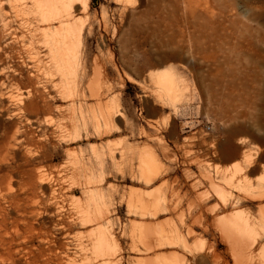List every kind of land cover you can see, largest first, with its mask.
<instances>
[{
	"label": "rangeland",
	"instance_id": "374dc122",
	"mask_svg": "<svg viewBox=\"0 0 264 264\" xmlns=\"http://www.w3.org/2000/svg\"><path fill=\"white\" fill-rule=\"evenodd\" d=\"M0 1V224L26 240L17 264H90L101 233L116 264L164 237L185 263L213 245L233 264L205 209L253 217L256 200L233 201L264 193V0H75L76 78L49 61L32 2Z\"/></svg>",
	"mask_w": 264,
	"mask_h": 264
},
{
	"label": "bare ground",
	"instance_id": "6f19581e",
	"mask_svg": "<svg viewBox=\"0 0 264 264\" xmlns=\"http://www.w3.org/2000/svg\"><path fill=\"white\" fill-rule=\"evenodd\" d=\"M30 1L33 4V8L39 10L41 13L42 25L47 27H41L43 34L41 35V38H43L44 44H46L48 47V52L50 54L49 61L53 63L56 69L66 72L69 71V75H71L72 71V76L76 78L77 76L76 73L74 74V72L77 71V63L80 58V37L82 28L77 26L76 21L73 20L69 10L71 6H74L75 0ZM53 8L56 9L55 13L57 15H54L55 18H53L55 24H51V20L46 17V15H49L48 13L50 9ZM79 9L80 8H78V11ZM13 36L11 37L12 39L14 38ZM37 53L38 51H36L34 55H29V58L36 64L38 70L44 71L46 66L39 65V59L36 55ZM167 81L171 83V81ZM29 93V90H25L20 92L18 97L16 96L17 100H15L14 103L18 106V109L22 108L21 104H23L22 102L24 98H26ZM230 149H234L232 144L230 145ZM235 154L236 153L233 152L232 156H235ZM244 155L243 168L239 169V172L243 171V169L249 170L253 165L254 160L251 155ZM136 173L144 180L146 184H150L156 180V170L153 167L146 166L145 164H139L136 168ZM11 180L7 182L9 188H11L10 186H12L14 183H12ZM237 195L240 196H237L233 201L234 204L232 208H240L242 206L240 202L241 199L256 200L258 204L256 207L255 216L252 217L248 214L241 213L228 218L220 217L218 216L219 210L221 208H225L224 202L221 200L222 205H218L220 207H212L209 209L207 207V209H205V211L207 210V212L212 215V218L207 224H205L206 226L204 225L205 227L203 230L213 228L219 232L221 240H223L226 244V252L231 258L233 264H264V193H238ZM195 218L193 219L191 225L193 222H198L199 218ZM191 227L188 229L189 232L193 233ZM23 239H26V237H23ZM104 240L105 236L103 233L97 237L93 235L86 238V245H93V249H91L90 253L88 255L85 254L87 258L86 260H89L88 262L90 264H109L110 262H112V264L117 263V261L113 262L110 260L109 247L105 245V243L102 245ZM148 242L146 244H148ZM174 246L175 244L172 242V238H159L151 247H144V254L141 255L140 258H143V260H140L138 264H191L185 263L184 260L178 259L175 256L176 252L173 250ZM26 247V240L20 241L18 239L17 233L13 232L4 224H0V264H17L16 253L18 249ZM202 249L199 251H202ZM199 260L202 264H230L229 260L225 258L224 255L222 256L219 252L214 250L213 245H209V249L207 252L205 251V253L200 255Z\"/></svg>",
	"mask_w": 264,
	"mask_h": 264
}]
</instances>
